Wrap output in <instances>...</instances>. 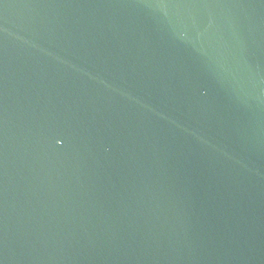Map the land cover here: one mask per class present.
I'll return each mask as SVG.
<instances>
[{
	"label": "water",
	"instance_id": "water-1",
	"mask_svg": "<svg viewBox=\"0 0 264 264\" xmlns=\"http://www.w3.org/2000/svg\"><path fill=\"white\" fill-rule=\"evenodd\" d=\"M0 264H264V0H0Z\"/></svg>",
	"mask_w": 264,
	"mask_h": 264
}]
</instances>
